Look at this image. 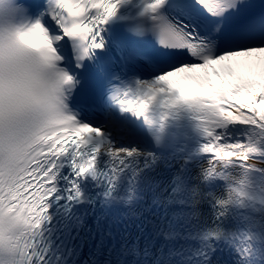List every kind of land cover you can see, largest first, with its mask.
<instances>
[{"label":"snow or ice","instance_id":"snow-or-ice-1","mask_svg":"<svg viewBox=\"0 0 264 264\" xmlns=\"http://www.w3.org/2000/svg\"><path fill=\"white\" fill-rule=\"evenodd\" d=\"M181 112L200 134L206 177L242 170L214 200L202 260L222 241L236 264H264L252 214L247 230L223 227L232 206L264 215L249 180L264 173L249 163L264 160L260 0H0V264H45L41 229L65 163L80 176L104 153L114 176L140 154L114 129L151 130Z\"/></svg>","mask_w":264,"mask_h":264},{"label":"clouds","instance_id":"clouds-1","mask_svg":"<svg viewBox=\"0 0 264 264\" xmlns=\"http://www.w3.org/2000/svg\"><path fill=\"white\" fill-rule=\"evenodd\" d=\"M239 178H235V179L234 178H231V179L234 180V182H235V181H238ZM255 183L260 186L261 191H264V174H260L259 176H257V178L255 180ZM250 184H251L250 192L255 195L256 193L253 190V182L250 181Z\"/></svg>","mask_w":264,"mask_h":264},{"label":"bare ground","instance_id":"bare-ground-1","mask_svg":"<svg viewBox=\"0 0 264 264\" xmlns=\"http://www.w3.org/2000/svg\"><path fill=\"white\" fill-rule=\"evenodd\" d=\"M119 132H120L122 135L125 136V132H124L123 129L119 128ZM125 137H126V136H125ZM127 138H128V137H127ZM126 142H127V140H126ZM249 163L254 164L255 167L258 168V169L264 170V163H263V162H258V161H256V160H252V161H250Z\"/></svg>","mask_w":264,"mask_h":264},{"label":"rangeland","instance_id":"rangeland-1","mask_svg":"<svg viewBox=\"0 0 264 264\" xmlns=\"http://www.w3.org/2000/svg\"><path fill=\"white\" fill-rule=\"evenodd\" d=\"M256 159H258V160H260V161H264V160H262V159H260V158H256Z\"/></svg>","mask_w":264,"mask_h":264}]
</instances>
